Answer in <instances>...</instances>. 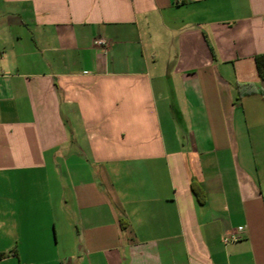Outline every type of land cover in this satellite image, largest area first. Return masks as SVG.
<instances>
[{
  "label": "crops",
  "instance_id": "1",
  "mask_svg": "<svg viewBox=\"0 0 264 264\" xmlns=\"http://www.w3.org/2000/svg\"><path fill=\"white\" fill-rule=\"evenodd\" d=\"M262 55L264 0H0V264H264Z\"/></svg>",
  "mask_w": 264,
  "mask_h": 264
},
{
  "label": "trees",
  "instance_id": "2",
  "mask_svg": "<svg viewBox=\"0 0 264 264\" xmlns=\"http://www.w3.org/2000/svg\"><path fill=\"white\" fill-rule=\"evenodd\" d=\"M256 62H257V67H258V71H259L260 75L262 77H264V70L262 68V65L264 64V55L257 57ZM262 95L264 96L263 91H262ZM194 191H195V189H194Z\"/></svg>",
  "mask_w": 264,
  "mask_h": 264
},
{
  "label": "built area",
  "instance_id": "3",
  "mask_svg": "<svg viewBox=\"0 0 264 264\" xmlns=\"http://www.w3.org/2000/svg\"><path fill=\"white\" fill-rule=\"evenodd\" d=\"M94 43L104 49H107L109 47V42L103 38L96 39ZM231 239H234V237H231Z\"/></svg>",
  "mask_w": 264,
  "mask_h": 264
},
{
  "label": "rangeland",
  "instance_id": "4",
  "mask_svg": "<svg viewBox=\"0 0 264 264\" xmlns=\"http://www.w3.org/2000/svg\"><path fill=\"white\" fill-rule=\"evenodd\" d=\"M1 240L4 241V242H7V241L9 240V238H8L7 236H3V237L1 238Z\"/></svg>",
  "mask_w": 264,
  "mask_h": 264
}]
</instances>
